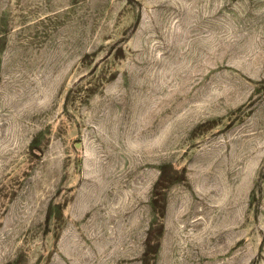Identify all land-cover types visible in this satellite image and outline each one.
I'll return each mask as SVG.
<instances>
[{
	"label": "rangeland",
	"instance_id": "obj_1",
	"mask_svg": "<svg viewBox=\"0 0 264 264\" xmlns=\"http://www.w3.org/2000/svg\"><path fill=\"white\" fill-rule=\"evenodd\" d=\"M0 264H264V0H0Z\"/></svg>",
	"mask_w": 264,
	"mask_h": 264
}]
</instances>
